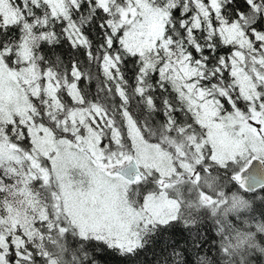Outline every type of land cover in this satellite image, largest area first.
Segmentation results:
<instances>
[{"label": "snow or ice", "instance_id": "snow-or-ice-1", "mask_svg": "<svg viewBox=\"0 0 264 264\" xmlns=\"http://www.w3.org/2000/svg\"><path fill=\"white\" fill-rule=\"evenodd\" d=\"M0 264H264V0H0Z\"/></svg>", "mask_w": 264, "mask_h": 264}]
</instances>
